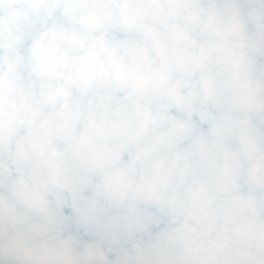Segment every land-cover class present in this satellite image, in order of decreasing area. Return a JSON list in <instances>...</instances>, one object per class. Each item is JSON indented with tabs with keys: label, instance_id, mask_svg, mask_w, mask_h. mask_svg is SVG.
I'll list each match as a JSON object with an SVG mask.
<instances>
[{
	"label": "clouds",
	"instance_id": "1",
	"mask_svg": "<svg viewBox=\"0 0 264 264\" xmlns=\"http://www.w3.org/2000/svg\"><path fill=\"white\" fill-rule=\"evenodd\" d=\"M0 264H264V0H0Z\"/></svg>",
	"mask_w": 264,
	"mask_h": 264
}]
</instances>
